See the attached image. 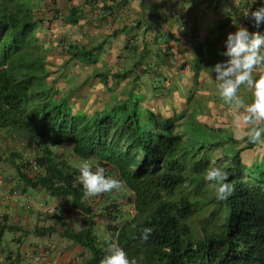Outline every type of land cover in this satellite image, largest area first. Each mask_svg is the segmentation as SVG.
Returning <instances> with one entry per match:
<instances>
[{
	"label": "trees",
	"instance_id": "1",
	"mask_svg": "<svg viewBox=\"0 0 264 264\" xmlns=\"http://www.w3.org/2000/svg\"><path fill=\"white\" fill-rule=\"evenodd\" d=\"M38 13L29 0H0V129L13 130L27 146L37 148L33 160L24 163L33 175L19 171L22 190L69 196L74 208L82 211L87 226L64 228L61 234L90 252L86 264H100L108 254V237L137 264H264V162L249 164L241 157L254 144L247 142L232 152L228 162H217L229 172L234 192L224 201L216 199L222 220L213 226L203 211L212 201L201 189L200 174L207 169L209 151L220 141L202 150L191 135L189 143L178 149L174 122L181 115L158 118L136 97L82 111L73 109L70 94L54 99L55 89L47 85L44 44L36 35L44 21ZM77 13L71 8L66 23H74ZM99 49L70 45L67 53L79 62L93 63ZM198 105L193 106L195 111ZM189 125L192 128L193 123ZM64 145L78 161L68 162L58 151ZM83 162L93 171L97 165L108 167L132 192L129 199L135 213L122 223L115 203L104 207L101 214L114 224L108 225L109 236L103 241L95 233L93 210L86 205L79 181ZM145 227L154 229L146 242L140 239ZM5 229H14L6 215L0 219V239ZM53 230L35 227L34 232L44 235Z\"/></svg>",
	"mask_w": 264,
	"mask_h": 264
},
{
	"label": "crops",
	"instance_id": "2",
	"mask_svg": "<svg viewBox=\"0 0 264 264\" xmlns=\"http://www.w3.org/2000/svg\"><path fill=\"white\" fill-rule=\"evenodd\" d=\"M250 2L251 0H29V6L38 11L44 20L36 31L44 48L54 50V44H58L55 49H59L60 45L63 47L64 39L68 42L65 52L70 45L78 48L100 47L94 52L93 63L79 62L65 56L63 52L59 56L55 52V62L45 59L49 66L51 63L57 65L54 67L60 70H57L59 78L68 77L71 81L72 75L73 79L81 82L80 86L86 85L73 101L69 99L74 110L109 108L130 97L144 99L145 96H154L170 99L176 94L183 96L182 101L180 98V101H176L177 105L152 106L149 111L159 118L177 114L178 106L181 112L184 111L188 103L186 93L192 90L194 93L197 90L203 92L206 79L213 81L217 87L215 73L211 72V68L228 59L222 55L226 35L236 31L240 25L255 29L250 20L242 16ZM261 2L262 0H256L251 8L255 9ZM71 8L78 9V19L69 24L65 17ZM174 12L176 15H173ZM258 31L264 33V24ZM51 33L56 37V43L42 39L44 36L51 37ZM197 64L200 66L195 74ZM78 65H87V72L81 73L80 70L73 69L80 67ZM68 68L72 70L71 75L65 72ZM98 72L105 76H96ZM260 74L264 73L254 72V78H258ZM59 78L55 76L53 80ZM173 88L174 91L171 90ZM96 89L112 91V95L117 98L107 106L94 103L95 100L90 101L88 97L96 94ZM68 92L62 95L70 94ZM119 95L125 97L120 99ZM78 104L87 108L76 107ZM161 114L163 115L159 116ZM19 210L17 206L14 209L16 212Z\"/></svg>",
	"mask_w": 264,
	"mask_h": 264
},
{
	"label": "rangeland",
	"instance_id": "3",
	"mask_svg": "<svg viewBox=\"0 0 264 264\" xmlns=\"http://www.w3.org/2000/svg\"><path fill=\"white\" fill-rule=\"evenodd\" d=\"M50 36L49 38L44 36L42 39L48 42L54 41V43H56V37L52 36V33ZM64 41V45L62 44L64 49L61 45L59 49H55L58 44H54V50L53 48H45V59L55 62L57 58L55 52H57V56L62 52L65 56H69L68 53L65 52V47L68 42H66V39H64ZM59 59L61 58L59 57ZM50 66L54 67L57 65L51 63ZM50 66L47 63V70L49 71L47 85L52 84L55 89L54 99H58L63 93L69 91L68 93H70L71 96L69 99L73 101L74 98L80 95L83 86L86 85L80 86L81 82L72 78L71 68L65 71L66 74L69 73L71 75V81H69L68 77H66V79L59 78L60 75H57V70L59 69L55 67L50 68ZM78 66L80 67L73 69L76 71L80 70L81 73L87 72V65ZM256 72L260 73L259 71ZM195 74H197V72H195ZM55 76L59 78L56 81L53 80ZM203 86L205 87L203 92L197 90L194 93L192 90L190 91L191 94H189L190 92L186 93L188 100L187 106L182 112L180 111V107H177L178 113L176 115L181 116L174 122V125L175 132L180 141L178 149H181L182 146L189 143L191 135L192 140L196 144H201L202 150H204L209 143L220 141V146L209 151L207 169L205 172H202L203 174H200L202 177L201 184L203 185L201 189H206L205 197L212 201L203 211L205 215L211 217L213 220L212 225L217 227L221 223L222 214L218 209L217 203H215L216 188L213 182L206 181L204 176L210 167H220L217 162H228L232 152L236 151L238 147H245L247 142L238 141L236 139L238 130L234 122L233 109L223 102L214 82L206 79ZM171 90L174 91L175 89L173 88ZM95 92L96 94L88 98L90 101L94 99V103L100 105H110L116 100L115 98H117L115 95H112V91L96 89ZM238 95L244 99L245 103H251L253 100L252 91L246 86L240 87ZM119 96L120 99L125 97L122 95ZM141 98L142 97L139 99ZM179 98L182 101L183 96L176 94L170 97V99L166 97L145 96L144 99L142 98L141 105L148 110L152 106L156 108L159 105H177L176 101H180ZM197 101H199L201 105H198L195 111L193 106L197 104ZM76 107L87 108V106H81L79 104ZM192 113H194L193 117L191 115ZM162 115L163 114L159 116ZM190 123H193L192 128L189 125ZM35 148L33 149L27 146L26 141L13 130L0 129V219L6 215L7 224L13 225L14 227L12 231H7L5 229L4 235L0 239V264H34L22 257L23 251L30 249L32 246L40 247L46 251L43 258L44 262L47 261L49 264H57L58 262H62L63 264H86V260L90 257V252L63 237L61 234L64 228L79 230L87 226L82 211L74 208L70 197H53L43 189L26 188L25 191L22 190L19 171L22 173L26 172L28 176L33 175L32 170L24 166V163L27 160H33V156L37 154ZM224 148H226V150H224ZM58 151L64 155L68 162L78 161V159L71 154L70 146L64 145ZM194 156L197 159L200 155ZM241 157L243 161L249 164L251 162H264V144L258 142L255 143L252 148L244 149L241 152ZM17 167H20V170H18ZM104 169L106 176L114 178L112 170L108 167ZM30 191H32V193ZM29 195L30 198L28 197ZM130 197H132V192L125 188L124 185L119 191L101 194L97 197H85L86 205L93 210V226L99 241H103L109 236L107 232L108 225L114 224V222L106 220L101 214L104 211V207L111 203H115L121 215H123L122 219L118 220L119 223H122V220L130 218L135 213L133 204L129 199ZM16 206L20 209L17 212L14 211ZM25 207L27 209H25ZM54 207L58 208V215L48 212L49 209H53ZM35 227H51L54 230L44 235L36 234L34 232Z\"/></svg>",
	"mask_w": 264,
	"mask_h": 264
},
{
	"label": "clouds",
	"instance_id": "4",
	"mask_svg": "<svg viewBox=\"0 0 264 264\" xmlns=\"http://www.w3.org/2000/svg\"><path fill=\"white\" fill-rule=\"evenodd\" d=\"M242 16L252 23L253 28L259 29L264 24V0L255 9L251 4ZM225 51L222 55L228 57L226 61L216 63L211 72L215 73V82L221 99L233 109L234 122L237 127L236 139L248 143L264 144V74L254 78V72L264 73V33L250 32L248 28L240 25L236 31L226 35L224 41ZM244 85L252 90L253 100L245 103L238 95V90ZM79 181L84 190V196L97 197L101 194L119 191L123 182L105 175V169L83 162L79 166ZM229 172L222 167H210L204 179L213 182L216 188V199L224 201L234 192V185L229 182ZM52 214H59L57 207L51 209ZM154 229L145 227L141 230L140 239L148 241ZM107 255L100 264H137L135 259H129L127 253L119 247L111 237L106 238Z\"/></svg>",
	"mask_w": 264,
	"mask_h": 264
},
{
	"label": "built area",
	"instance_id": "5",
	"mask_svg": "<svg viewBox=\"0 0 264 264\" xmlns=\"http://www.w3.org/2000/svg\"><path fill=\"white\" fill-rule=\"evenodd\" d=\"M253 6V4L251 5ZM173 15H176V13L174 12ZM181 29H183L182 26H180ZM32 162V167H35V165L33 164L34 161ZM48 212H51V209L48 210ZM46 253V251H44V249L40 248V247H31L30 249L24 250L22 253V257L24 259H26L27 261H31L33 263H37V264H49L47 261L44 262V254ZM57 264H63L62 262H58Z\"/></svg>",
	"mask_w": 264,
	"mask_h": 264
}]
</instances>
